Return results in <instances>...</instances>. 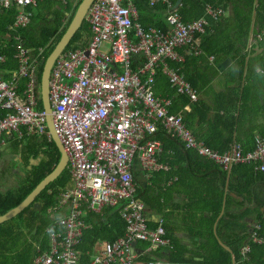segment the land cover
Segmentation results:
<instances>
[{"label":"built area","instance_id":"built-area-1","mask_svg":"<svg viewBox=\"0 0 264 264\" xmlns=\"http://www.w3.org/2000/svg\"><path fill=\"white\" fill-rule=\"evenodd\" d=\"M42 1L47 0H0V9L16 10L9 29L28 25L31 12L27 8ZM51 1L65 4L68 0ZM141 1L151 8L161 6L166 10V31L142 28L136 21L134 0H92L84 18L90 32L85 45L64 49L53 63L47 86L48 104L52 129L67 158L72 187L61 193L57 204L48 210L56 215L57 208L68 206L66 214L52 220L56 230L47 231L48 250L37 251L31 264H192L168 260L142 263L135 260L132 248L137 241H149L147 250L167 242L161 219L155 228L148 227L146 209L135 197L131 173L134 162L147 178L169 170L157 157L161 143L153 136L159 127L178 139L185 150L223 169L253 163L256 170L264 173V137L254 138L251 151H242L236 143L222 153L214 151L187 128L182 114L169 112L172 99L158 97L154 91L155 74L160 69L175 92L188 97L183 111H190L197 100V90L168 61L182 62L178 52L182 48L195 53L207 19H220L223 10L205 3L202 17L185 22L179 3ZM16 43V68L7 81L0 77V108L7 111L0 119V144L4 136H21L20 128L26 134H47L46 114L43 108H36L39 89L35 70L44 50L38 49L32 55L18 40ZM133 56L140 60L133 63ZM102 207L119 208L125 230L116 241L104 242L100 249L94 247L92 259L84 261L83 252L77 248L87 228L83 217ZM254 229L257 232L260 228ZM254 231L251 239L264 243V238ZM247 251L246 244L240 248L244 258Z\"/></svg>","mask_w":264,"mask_h":264},{"label":"trees","instance_id":"trees-1","mask_svg":"<svg viewBox=\"0 0 264 264\" xmlns=\"http://www.w3.org/2000/svg\"><path fill=\"white\" fill-rule=\"evenodd\" d=\"M82 0H68L65 4L56 3L52 1L38 2L34 7H28L31 12V17L28 25L24 28L10 30L9 27L13 23L16 15L15 8L11 7L8 10L0 9V55L3 61L0 63V77L4 80L16 68L15 45L17 40L22 46L28 50L32 55L37 53L38 49H43V58H40L38 66L35 70L36 85L39 89V78L42 74L43 65L49 54L54 49L55 45L68 28L78 5ZM173 3H181L180 14L182 19L192 21L198 19L203 13V4L210 3L211 5H220L224 7V0H172ZM253 0H248L249 4ZM136 7L137 18L142 28L155 27L157 29L166 31L168 25L165 21V11L161 6L151 8L148 4L141 0H134ZM261 16L264 15V6L258 8ZM223 17V16H222ZM220 18L216 21L207 19V24L211 29L209 36H203L199 45V50L205 57L216 56L223 50V48H230L232 51H237V58L234 59L232 69L228 79L236 81L242 78L243 64L246 63L247 58L238 54L245 45L243 39L246 34L248 26L247 20L239 19L235 29L239 30L235 36L234 43H229L225 47H221L220 35L215 34L216 28L225 29L229 25L225 18ZM206 25L205 31L208 30ZM224 26V27H223ZM223 27V28H222ZM204 31V32H205ZM89 27L84 20L80 28L75 32L65 50L75 49L85 45L84 39L89 37ZM235 46V48H234ZM179 54L185 57L184 63L180 65L181 72L186 81L192 87L199 91L205 89L206 80L200 71L195 67L191 68L194 63V57L189 53V50L182 48L178 50ZM133 63L139 61V57H132ZM201 61H204L203 58ZM256 64H261L257 61ZM171 66H178L172 63ZM155 91L162 95H169L173 98V107L170 108V113H177L189 103L188 97L185 94H176L175 90L169 87L167 78L161 73L160 69L155 74ZM22 82L20 83V85ZM208 88L206 87L205 90ZM235 101L232 104L229 102V107L234 108ZM223 102L216 104L215 111L209 116L210 107L204 101L196 100L191 104L189 112L183 113V120L188 129L192 131L195 137L202 141L208 148L218 152L224 151L232 141V131L237 129L238 123L236 117L218 115L222 110L225 112ZM37 109L42 110V102L40 98L37 100ZM7 114V111L0 108V119ZM23 135V134H21ZM15 136V133H14ZM14 136H4V143L10 142L17 147L20 146L19 159L23 164L29 165L25 171L24 178L21 183L12 190L7 189L0 191V215L6 213L8 210L19 204L23 197L29 193L34 186L46 177L54 168L59 159V153L55 148L53 142L46 135L44 136H25L20 139ZM253 136L246 137L245 142L242 143L244 151L254 148ZM12 140L10 141V139ZM153 138L160 141L161 151L158 157L159 163L170 165V170L167 173H153L150 181L140 177V172L136 162L132 168V179L136 185L135 197L143 204L144 209L152 215H161L163 217L162 226L165 231L164 239H169V244L159 245L151 249H146L150 246L149 241H137L136 247L138 252L136 254V261L146 263L150 260H168L176 262H190L192 264H264V243L255 242L251 239V233L255 230L253 225L259 226L256 234L264 238V215L260 214L252 222H246L248 217H252V211H244L242 214L234 213V215L225 218H218L213 216L209 218L206 223L201 222L200 231L196 232V237H192L193 245L190 247L180 244L178 240L172 236L170 229L167 231V215L164 209L166 204L160 203V198L164 197L163 189L159 186L160 181H171L167 187L166 193L169 191H176L185 182V176L190 178V171H194L196 167L205 165L204 159L198 157L192 151L185 150L181 142L169 136L161 127L154 134ZM39 154L40 155L39 157ZM30 164V161H33ZM186 164V165H183ZM183 165L184 167H182ZM186 166V167H185ZM172 168V171H171ZM235 168H245L249 172H253L252 165H237ZM198 169V168H197ZM199 171V169H198ZM139 172V173H138ZM260 174V173H259ZM174 177V179H172ZM264 181V178L260 176ZM198 182V180H197ZM72 181L68 169L66 168L61 174L48 184L42 192L37 194L33 201L25 207L15 217L0 224V264H31L32 257L36 253V246L38 251L42 252L48 248L47 233L44 232L49 215L48 210L55 206L58 198L65 190L71 188ZM166 186V183L164 184ZM159 186V187H158ZM233 186L231 189L228 185L227 190L236 191V194L241 197L239 189L244 192L247 188L245 185ZM237 189V190H236ZM264 190V189H263ZM247 192L243 194V202H249V191L251 187L247 188ZM220 191H215L207 194L203 199L205 204L207 202L213 206H217V212L221 209L223 199L218 195ZM263 194V193H262ZM200 196V194H198ZM247 196V198H246ZM195 201L194 203L196 202ZM201 199V203H203ZM188 205H192V202ZM193 208V207H191ZM201 208H204L203 206ZM201 211V209H199ZM216 212V213H217ZM261 213V211H258ZM87 217L84 222L87 228L83 231L80 238L78 249L83 252V260L88 261L90 254L93 253L94 247L98 242H114L121 237L125 230V223L119 215V208L102 207L99 212H87ZM245 219V220H244ZM15 220H20L19 225L13 226ZM239 221H243L239 224ZM157 223L148 222V227L153 228ZM29 230L23 233L20 229ZM172 230V229H171ZM251 230V231H249ZM33 231V232H32ZM32 232V234H31ZM30 239V240H29ZM248 245V251L245 253V258L240 254V248L243 245ZM188 253V254H187ZM118 264V263H108Z\"/></svg>","mask_w":264,"mask_h":264},{"label":"crops","instance_id":"crops-1","mask_svg":"<svg viewBox=\"0 0 264 264\" xmlns=\"http://www.w3.org/2000/svg\"><path fill=\"white\" fill-rule=\"evenodd\" d=\"M179 4L181 8V3ZM207 4H209L213 8H221L224 12V16L222 18H225L226 22L229 23V25L226 26L225 29H220L218 27L216 28L215 34L220 35L222 33L220 48L223 46L225 47L229 43H234L235 36L237 32H239V30L235 29L239 19H244L249 22L247 28H245L246 34L243 38L245 40V45L242 48L241 52H238V54L240 53L242 56L247 58L246 63L243 64L242 78L240 82L238 81L236 83V81H232L230 80V78L228 79L234 59H236L238 56L237 54H234L237 51H232V49L230 48H223V50L220 51V53L216 56V59H213L212 56L205 57L199 50V45L202 37L209 36L211 34L210 24L209 26L207 24L208 30L205 31L203 35L198 37L195 53L189 50V53H191L190 56L192 55L194 57V63L191 64V68L195 67L196 70L203 73L207 82L205 85V89L206 87L208 88L207 90L203 89L201 91L196 89L197 100L204 101L205 104L210 107L209 116H207L208 119L212 115V112L215 111L216 104L219 105L220 102H223L222 106L225 109V112H222L221 110L218 112V115H223V113H225V116L229 115L233 116L234 118L236 117L238 123L237 129L232 131V141H230L229 145H231L232 143H236L240 146L242 151H244L242 143L245 142L246 137L253 136V143L256 136L264 137V15L261 16L262 12L258 14L260 11V9L258 10V8L259 6H264V0H253L251 4H249L248 0H224V7H220V5H211L210 3ZM164 11L166 17V10L164 9ZM136 21L138 22V18L136 19ZM259 36L261 39H259ZM182 57V62L168 61V64L169 66H171L172 63L178 64V66L176 67H171L178 70V72L183 75L180 65L184 63L185 57L183 55ZM202 58L204 61H201ZM257 61L261 62V64H256ZM162 74L167 78L164 73ZM9 76L10 74L7 76L6 81L9 79ZM168 84L170 88L174 89L170 85L169 81ZM155 93L158 95V97L161 98L169 97V95L167 94L162 95L160 93H157L156 91ZM169 98L172 99V104L169 107L170 112V108L173 107V98ZM235 100V109L233 110L229 107L228 104L229 102L232 104V101ZM177 113H180L183 116V108L180 110V112ZM20 131V133L25 136H44L36 133L26 134L24 133L25 130L23 128H20ZM23 135L19 136L15 133L14 136V133H12L10 137L14 136V138L20 139L24 137ZM46 136L50 138L48 132ZM11 140L12 138L10 139V141ZM12 144L13 143L10 142H2L0 144V191H4L7 189L12 190L16 188L24 178L25 171L29 168V165L23 164L19 159V157L21 156L20 146L18 145L17 147H15ZM229 145L227 146V148L229 147ZM159 154L160 152L157 156H159ZM40 155L42 154H39V157ZM11 159H15V161L17 162L16 165H13V163L9 161ZM204 160L208 163L203 166L200 165L199 167H196L193 172L190 171V178L188 176H185V181H183L185 183L180 186L178 192L169 191L168 193H166L167 187H169L170 184H167L166 186L164 184L170 182V180L165 183L164 181L159 182V186L162 187L164 193V197L160 198V203L162 205L166 204L167 206V208L164 209L165 214L167 215V231L170 229L172 236H174V238L178 240L180 244L187 247L193 245L191 239L192 237H196L193 234L200 231L201 222L206 223V221L213 216H217L218 218H225L234 215V213H238V215H240L244 211L248 210L253 212L252 217H248V219H246V222L249 223L252 222L260 214H262V216L264 215V181L262 180V178H260V176L264 178V173L256 170L255 164L238 163L230 165L227 169H223L222 167H220L219 165H215L211 161H208L206 159ZM33 163L34 160L30 161V164ZM243 164L252 165L253 172H249L245 168H235V166ZM165 165L170 170V165ZM183 165L186 164L183 163ZM183 165L181 166L184 167ZM13 167L15 168L14 170L12 169ZM197 168L199 169V171ZM167 171L168 170H163L160 172L166 174ZM138 175H140V177L143 176L144 180H146L147 182L150 181L151 183L150 178L152 177V175L150 176V178H147L141 172ZM172 179H174V177ZM228 185H230L231 189L233 188V186L237 187L236 185H245L247 188L251 187V191H249L248 196L249 202H243L242 197L245 192L248 193L247 188L244 190V192L239 189V193H241L240 197L236 194V191H228ZM215 191H220L218 195H221L223 199L222 207L218 212L216 209L217 206H213L212 208L211 203L207 202L205 204V202L203 201V199L206 198L207 194ZM198 194H200V196ZM195 198L197 199L194 203ZM201 199L203 203H201ZM191 202L192 205H188ZM202 206L204 208H201ZM199 209H201V211ZM258 211H261V213H259ZM67 212L68 206L64 205L60 208H57L56 215H48V224L44 229V232L47 233V237L48 230H56L54 225H52V220H54L57 215L63 216ZM146 215L148 221H150L151 223L156 224L158 220H163V217L161 215H152L147 211ZM86 217L87 214H85L83 218ZM13 222V226H15V224L20 223V220H15ZM242 222L243 221H239V224H241ZM254 226L257 225H253V227ZM20 229L23 233L29 231L27 229H24L23 226H20ZM166 240L167 242L164 245L169 244V239L167 238ZM104 242L107 241L98 242L95 247H97V249H100L101 244ZM37 247L38 246H36V252L38 251ZM132 248L133 252L137 254L138 249L136 247V242L132 243ZM147 248L148 247H146V249ZM93 253L90 254V259L88 261L92 259Z\"/></svg>","mask_w":264,"mask_h":264},{"label":"water","instance_id":"water-1","mask_svg":"<svg viewBox=\"0 0 264 264\" xmlns=\"http://www.w3.org/2000/svg\"><path fill=\"white\" fill-rule=\"evenodd\" d=\"M91 2L92 0H82L81 3L78 5L77 10L68 28L66 29L64 34L61 36V38L55 45L52 52L45 60V63L43 64L45 66H43L42 74H40V78H39V98H40V102H42V108L46 114V126H47L48 135L59 153L58 162L54 166V168L49 172V174L46 177H44L42 180H40L34 186V188L23 197L22 201L19 204H17L12 209L8 210L6 213L0 215V224L19 214L25 207H27L33 201L34 197L37 194L42 192V190H44V188L48 184H50L53 180H55L61 174V172L66 169L67 166L66 155L62 149L59 138L57 137V135H55L52 129L50 108L47 97V86L49 82L51 68L53 66L54 61L66 48L71 38L75 34V32L80 28Z\"/></svg>","mask_w":264,"mask_h":264},{"label":"rangeland","instance_id":"rangeland-1","mask_svg":"<svg viewBox=\"0 0 264 264\" xmlns=\"http://www.w3.org/2000/svg\"><path fill=\"white\" fill-rule=\"evenodd\" d=\"M103 49L104 50H106V47H103ZM9 161H11V163H13V165H16V161H15V159H11V160H9ZM13 170L15 169L14 167L12 168ZM20 224V223H19ZM19 224H15V225H19Z\"/></svg>","mask_w":264,"mask_h":264}]
</instances>
